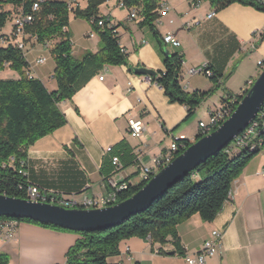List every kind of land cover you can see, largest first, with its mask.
<instances>
[{"label": "crops", "instance_id": "1", "mask_svg": "<svg viewBox=\"0 0 264 264\" xmlns=\"http://www.w3.org/2000/svg\"><path fill=\"white\" fill-rule=\"evenodd\" d=\"M64 1L76 2V8L88 7V0ZM170 1L171 9L165 16L159 15L156 1L155 29L143 23L142 3L105 0L99 6V16L108 19L117 31L128 55V65L105 64L71 99L60 102L67 122L28 149L29 182L46 193L62 196L72 207H83L86 198L107 196L114 191V182L138 186L143 182V167L157 170L155 160L163 156L176 138L195 141L199 122L208 119L211 110L241 94L250 80L254 81L259 65L247 77L242 71L253 57H257V64L264 60V36L254 38L264 30V12L239 3L217 10L204 0L197 6L192 0ZM134 8L137 17L131 18ZM0 10L12 12L13 29L19 12L14 5L6 3L0 4ZM212 11L213 17L207 18ZM195 19L201 23L188 26ZM5 28L3 33H12V30L5 32ZM67 30L76 58L82 59L101 49V39L91 21L71 12ZM166 34H173L180 45L166 44L163 40ZM21 40L30 75L42 80L50 91L56 90L55 60L52 53L50 61L44 54L46 47L51 52L58 38L52 39L49 46L29 34L19 37ZM167 51L183 55L181 83L186 92L214 90L193 115H189L186 105L171 102L151 76L130 70V67H145L156 73L164 72ZM41 58L44 61L39 63ZM203 66L221 78L218 87L203 72L191 73ZM19 77L8 65L0 70V78ZM238 79L241 83L236 84ZM129 116L145 123L140 137L130 134ZM114 157L120 159L118 167L113 164ZM177 229L184 255L171 253L175 251L172 242L162 246L150 239L131 237L120 242V254L109 261L189 264L185 255L200 251L213 238L214 230H223L221 246L207 259V264H264V155L254 156L234 180L229 198L213 220L205 221L195 214ZM79 237L76 232L21 222L11 241L0 239V252L8 254L11 264H64L67 252ZM161 249L170 253L162 254Z\"/></svg>", "mask_w": 264, "mask_h": 264}, {"label": "trees", "instance_id": "2", "mask_svg": "<svg viewBox=\"0 0 264 264\" xmlns=\"http://www.w3.org/2000/svg\"><path fill=\"white\" fill-rule=\"evenodd\" d=\"M104 1L88 0L86 9L77 7L74 10L76 17L91 21L102 42L98 52H90L82 59H78L73 55L71 35L67 30L71 13L67 1L0 0V4L21 7L23 14L32 16L33 20L25 23V34L36 37L37 41L43 44L58 38V42L51 49L56 64L54 78L58 87L50 91L42 80L31 76L28 72V62L22 48L12 43L7 46L2 45V40L11 35L3 33V30L11 19L12 12L0 10V70L8 65L20 76L16 79L0 78V193L31 199L27 189L28 178L20 172V169L27 167L30 146L66 124L67 119L60 107V102L71 99L105 64L128 65V55L120 44L118 34L108 26L107 22L104 26L98 24V21L103 18L99 16V6ZM204 1H209L217 10L239 3L264 12V0ZM35 3H38L39 8H34ZM126 3H142L143 23L155 29L157 18L155 0H126ZM183 61V55L180 52L166 54L165 71L157 72L151 80L163 87L171 102L186 105L189 115H193L202 100L214 90L186 92L181 83ZM130 70L133 71V68L130 67ZM210 78L217 87L221 84V78L215 73ZM249 87L245 88L242 94L235 95L236 102H231L233 110ZM262 137L264 139V135ZM198 138L197 136L196 140ZM179 142L187 147L193 143L185 139H180ZM260 153L261 148L252 147V145H247L240 150H232L230 146H227L171 187L149 209L106 230L78 232L30 219L4 216H0V224L6 220H14L18 225L21 222H29L78 233L80 237L67 252L64 264H118L110 262L109 258L119 255L120 242L131 237L150 239L162 246L172 242L175 252L184 255L178 225L195 214L205 221L213 220L229 198L234 180L240 176L251 159ZM145 183L143 181L138 186L129 184L127 189L118 192L119 201L132 196ZM160 253L169 254L170 252L161 249ZM0 264H9L8 254L0 252Z\"/></svg>", "mask_w": 264, "mask_h": 264}, {"label": "water", "instance_id": "3", "mask_svg": "<svg viewBox=\"0 0 264 264\" xmlns=\"http://www.w3.org/2000/svg\"><path fill=\"white\" fill-rule=\"evenodd\" d=\"M167 54L169 52L167 51ZM136 74L156 76L154 70L135 67ZM264 103V68L232 114L211 133L179 152L129 198L105 207H72L60 204L11 197L0 193V216L24 218L44 224L78 231L106 230L124 223L131 216L144 212L171 187L188 176L209 157L225 149L256 117ZM175 254V251L171 252Z\"/></svg>", "mask_w": 264, "mask_h": 264}, {"label": "built area", "instance_id": "4", "mask_svg": "<svg viewBox=\"0 0 264 264\" xmlns=\"http://www.w3.org/2000/svg\"><path fill=\"white\" fill-rule=\"evenodd\" d=\"M159 7V15L165 16L168 14V12L171 9V1L170 0H156ZM201 1L200 0H192V4L197 6L199 5ZM76 2L69 1V11L74 12L76 9L75 6ZM15 9L19 12V16L16 17L15 26L12 29V33L9 38H4L2 40V45L7 46L8 44L12 43L24 50V42L21 40L19 41V37L26 35L24 32V26L25 23L28 21H32L33 18L31 15H25L22 13V8L18 6H14ZM34 8H39L38 3L34 4ZM215 14L214 11L210 12L207 15V18H212ZM131 18L137 17L136 13H130ZM108 23L109 27H112L114 32L117 33L116 29L110 24L109 20L106 18H102L98 21L99 25L104 26L105 23ZM201 22L198 19H195L191 25H199ZM264 30H260L257 32L254 36V38H262L263 37ZM30 35V34H29ZM32 36V35H30ZM34 37V36H33ZM36 38V37H35ZM164 42L166 44H172L174 46H179L180 41L173 35V34H166L163 38ZM46 46H49V41L45 43ZM256 48V43H252V49ZM124 49V48H123ZM125 50V49H124ZM44 59L41 58L38 60V62H43ZM259 66L264 68V60H260L258 62ZM7 66V65H6ZM194 72H203L208 77L213 76L214 72L209 69L208 66H203L199 70H191V73ZM101 79H103V76H101ZM253 81L248 82V86H251ZM243 92H241L242 94ZM237 100V97L233 96L230 99H228L225 104L219 108H215L214 110H211L209 112V118L207 120H201L199 122V132L198 137L205 136L209 133H211L213 130H215L218 126H220L234 111L231 106V102L235 103ZM129 122V130L130 134L134 137H140L144 130H145V123L141 119H137L135 117L129 116L128 118ZM264 127V103L259 110L256 117L253 119V128H246L243 131V137L239 138V140H233L228 146L233 150H240V148L247 147V145H254L256 148H261V153L264 155V139L263 144H255V134H257L259 129H262ZM179 138H176L170 148L163 154V156L159 159L155 160V163L158 166L157 170L151 169L150 167H143L142 168V174H143V181L147 182L156 172H158L165 164L168 163V161L171 160V157H176V155L183 151L187 146L184 143L179 142ZM112 148H108L107 151H110ZM12 159H14L12 157ZM113 164L115 166H119L120 159L119 157L113 158ZM24 165V162H23ZM20 172L23 173L28 178V173L25 168L20 169ZM29 181V178H28ZM129 187L128 183H117L114 182V191L107 196L97 197V198H86L83 202V207L86 208H92V206H99V207H105L108 205L115 204L119 202L118 198V192H121ZM29 189V196H32L33 201H42V200H50V203L60 204L64 206H70L71 202L65 200L62 196L58 194H49L46 193L41 187H39L36 184H33L29 182L28 188ZM230 196V195H229ZM18 227V223L14 220H6L0 224V239L4 242H9L14 238V233ZM223 230H214L212 232L213 238L207 240L202 249L195 253H190L185 255V259L189 264H207V259L209 257H212L216 254L218 249L221 246V240L223 237Z\"/></svg>", "mask_w": 264, "mask_h": 264}, {"label": "rangeland", "instance_id": "5", "mask_svg": "<svg viewBox=\"0 0 264 264\" xmlns=\"http://www.w3.org/2000/svg\"><path fill=\"white\" fill-rule=\"evenodd\" d=\"M14 19L12 18L11 20H9L8 21V23H7V26H6V28H5V32H11V30H12V25H11V23H13L14 21H13ZM49 44H51V40H49ZM50 54H51V52L49 51V48H47L46 47V53L44 54L47 58H49V61L51 60V58H50ZM254 59H251V61L249 62V63H245V66L243 67V71H242V74H244V76L245 77H247V76H249V75H251V73L257 68V66L259 65V64H257V57H253ZM40 63H42V62H40ZM263 69V68H262ZM262 69H261V67L259 66V72H258V74L262 71ZM258 74H257V76H258ZM257 76L254 78V80L257 78ZM240 79V78H239ZM237 80L236 81V84H239V83H241V80ZM247 79V78H246ZM249 87V86H248ZM207 120V119H206ZM103 207V206H102ZM9 264H11V260H9Z\"/></svg>", "mask_w": 264, "mask_h": 264}, {"label": "bare ground", "instance_id": "6", "mask_svg": "<svg viewBox=\"0 0 264 264\" xmlns=\"http://www.w3.org/2000/svg\"><path fill=\"white\" fill-rule=\"evenodd\" d=\"M136 12H137V11H136V9L134 8V9L131 10L130 13H136ZM247 128H253V120L250 122V124H249V126H248ZM262 135H264V127H262V129H259L258 132H257V134H255V144H263V142H262V139H263ZM242 137H243V132L240 133L238 136H236V137L234 138V140H239V138H242ZM252 147H254V145H252ZM181 152H182V151H181ZM174 158H175V157H171V160L168 161V163H170ZM168 163H167V164H168ZM167 164H165V165H167ZM30 200H32V196H31V199H30ZM42 201H44V202H48V200H42ZM93 207H99V206H92V208H93Z\"/></svg>", "mask_w": 264, "mask_h": 264}]
</instances>
